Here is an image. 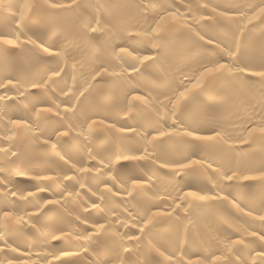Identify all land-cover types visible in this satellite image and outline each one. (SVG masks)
Instances as JSON below:
<instances>
[{
    "label": "bare ground",
    "instance_id": "bare-ground-1",
    "mask_svg": "<svg viewBox=\"0 0 264 264\" xmlns=\"http://www.w3.org/2000/svg\"><path fill=\"white\" fill-rule=\"evenodd\" d=\"M0 264H264V0H0Z\"/></svg>",
    "mask_w": 264,
    "mask_h": 264
},
{
    "label": "snow or ice",
    "instance_id": "snow-or-ice-1",
    "mask_svg": "<svg viewBox=\"0 0 264 264\" xmlns=\"http://www.w3.org/2000/svg\"><path fill=\"white\" fill-rule=\"evenodd\" d=\"M5 43H9V44H10V43H11V41H10V40H9V41H5Z\"/></svg>",
    "mask_w": 264,
    "mask_h": 264
}]
</instances>
